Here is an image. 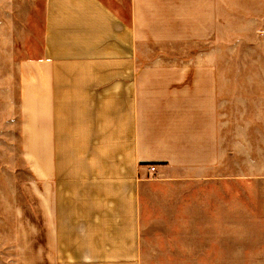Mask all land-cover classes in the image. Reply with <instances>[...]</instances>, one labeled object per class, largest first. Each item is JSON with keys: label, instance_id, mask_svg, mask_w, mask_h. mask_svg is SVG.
Masks as SVG:
<instances>
[{"label": "crops", "instance_id": "crops-1", "mask_svg": "<svg viewBox=\"0 0 264 264\" xmlns=\"http://www.w3.org/2000/svg\"><path fill=\"white\" fill-rule=\"evenodd\" d=\"M0 75L18 262L264 264V0H0Z\"/></svg>", "mask_w": 264, "mask_h": 264}, {"label": "rangeland", "instance_id": "rangeland-1", "mask_svg": "<svg viewBox=\"0 0 264 264\" xmlns=\"http://www.w3.org/2000/svg\"><path fill=\"white\" fill-rule=\"evenodd\" d=\"M14 76L0 75V264H22L15 239L34 231L35 195L16 135Z\"/></svg>", "mask_w": 264, "mask_h": 264}, {"label": "built area", "instance_id": "built-area-1", "mask_svg": "<svg viewBox=\"0 0 264 264\" xmlns=\"http://www.w3.org/2000/svg\"><path fill=\"white\" fill-rule=\"evenodd\" d=\"M149 169H150L151 171H154V170H155V166L151 165V166H149Z\"/></svg>", "mask_w": 264, "mask_h": 264}]
</instances>
